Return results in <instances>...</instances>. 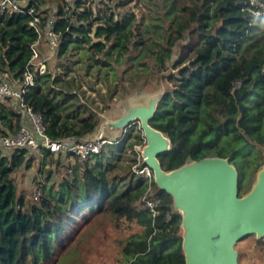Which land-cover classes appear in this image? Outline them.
Wrapping results in <instances>:
<instances>
[{
  "label": "trees",
  "instance_id": "obj_1",
  "mask_svg": "<svg viewBox=\"0 0 264 264\" xmlns=\"http://www.w3.org/2000/svg\"><path fill=\"white\" fill-rule=\"evenodd\" d=\"M13 1L34 11L0 10V77L21 85L27 66L34 83L24 101L52 140L88 137L100 121L96 111L164 81L150 121L173 142L159 155L163 168L229 157L240 192L248 190L264 161L257 147L264 145V0ZM53 12L56 46L41 74L33 48ZM21 124L13 103L0 101V134H15ZM130 128L84 162L43 149L37 198L17 181L36 153L0 151V264H92L80 248L67 250L83 222L99 215L129 233L113 241L112 264H185L181 216L167 192L133 170L134 147L144 138ZM156 197L153 216L145 200ZM97 229L106 233L103 223Z\"/></svg>",
  "mask_w": 264,
  "mask_h": 264
},
{
  "label": "water",
  "instance_id": "obj_2",
  "mask_svg": "<svg viewBox=\"0 0 264 264\" xmlns=\"http://www.w3.org/2000/svg\"><path fill=\"white\" fill-rule=\"evenodd\" d=\"M167 87L137 90L115 106L100 112L94 131L83 140L121 138L139 123L145 138L142 163L153 172L156 187L172 198L171 208L181 216L179 236L185 264H239L237 244L249 235L264 239V161L246 190L240 192V173L229 157L188 158L177 168H163L159 155L173 149L170 136L153 127ZM264 158V145H257Z\"/></svg>",
  "mask_w": 264,
  "mask_h": 264
},
{
  "label": "built area",
  "instance_id": "obj_3",
  "mask_svg": "<svg viewBox=\"0 0 264 264\" xmlns=\"http://www.w3.org/2000/svg\"><path fill=\"white\" fill-rule=\"evenodd\" d=\"M11 9L16 12H30L34 11L33 8L27 9V3H17L13 0H0V10ZM55 13H51L45 28V34L39 37L37 42L34 45L32 57V64L37 66L39 72L44 73L47 68L50 66L49 61L53 55V51L56 46V35L54 33L55 27ZM38 19L31 22V25L37 28L36 23ZM38 30V29H37ZM44 38L48 44L50 52L47 57L41 59L38 51V44L40 40ZM27 70L25 74V81L23 84L11 83L5 76L0 77V101H11L14 107L21 113L22 124L18 132L15 134H0V151L11 152L16 149L28 150L31 153H39L43 149H47L52 153L61 154V155H72L70 159L74 157L77 158L80 162L86 161L93 153L100 152L104 146L107 144H112L116 142L117 139L112 136L105 138H99L97 140H77L74 138L65 140H52L46 131L45 125L42 120V116L34 112L30 107H28L24 101V94L26 92V87L33 85V75L28 72L27 66L24 67ZM136 123H133V125ZM139 124V123H138ZM140 126V125H139ZM122 138V137H121ZM144 142L138 145H135L134 151L136 153V158L138 163L133 167V170L137 174L143 175L145 180L149 182L153 179L152 170L142 163V156L140 150ZM146 174V177H145ZM34 198L38 197V189L35 188L33 191ZM146 206L152 212V215L155 216L157 213V206L159 199L156 197L154 199L147 198Z\"/></svg>",
  "mask_w": 264,
  "mask_h": 264
},
{
  "label": "rangeland",
  "instance_id": "obj_4",
  "mask_svg": "<svg viewBox=\"0 0 264 264\" xmlns=\"http://www.w3.org/2000/svg\"><path fill=\"white\" fill-rule=\"evenodd\" d=\"M44 41L45 39L43 38L41 40V42H43L42 47L46 49L47 53H49L50 49L48 48L47 42L45 43ZM117 103V100H114L111 103V107L115 106ZM129 130L140 132L143 135L140 131L141 129L138 123L132 125ZM35 157L36 162L34 167L32 169L21 170L17 175L20 190L26 193L32 192V197H35L33 195V191L37 188L38 181H45V174L41 173L42 155L41 153H36ZM100 223L104 224L106 233L103 232V230L101 232L97 229V225ZM136 230H139V228H136ZM104 234L110 245H107L105 240L102 238ZM128 234L129 233L120 232L114 229L113 224L106 216H93L87 223L83 222L80 232L72 241L71 246L67 250V254H69L71 250L80 248L83 256L92 264H112L113 258L119 250V247L114 245L113 241L124 238ZM87 238H89V241L85 242ZM259 241L255 239L254 235H249L237 244V248L239 250V264H264V242ZM91 248L93 250H91Z\"/></svg>",
  "mask_w": 264,
  "mask_h": 264
}]
</instances>
